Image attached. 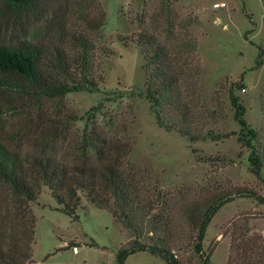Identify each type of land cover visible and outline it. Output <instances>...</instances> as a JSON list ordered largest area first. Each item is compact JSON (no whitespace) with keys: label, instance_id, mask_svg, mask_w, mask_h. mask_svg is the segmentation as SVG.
<instances>
[{"label":"rangeland","instance_id":"rangeland-1","mask_svg":"<svg viewBox=\"0 0 264 264\" xmlns=\"http://www.w3.org/2000/svg\"><path fill=\"white\" fill-rule=\"evenodd\" d=\"M169 1L179 20L191 23L188 29L197 40L196 56L202 67L199 117L205 121L200 140L190 142L175 131L160 129L144 97V61L135 40L141 31L154 32L158 27L157 32H161L163 21L152 24L150 17L162 0H43L44 10L38 17L0 3V45L26 42L70 53L67 40L60 42L50 30L52 21L66 9L70 16L66 30L85 29L77 11L92 19L98 4L105 13V24L93 40L98 90L69 93L60 104L45 101L37 106L16 89L14 77L1 76L0 142L25 157L42 150L43 142L37 140L55 131L65 130L72 140L94 127L102 129L112 144L127 141L130 153L122 159L119 171L128 184V196L136 199V217L147 216L141 227L157 226L181 264H202L206 255H211V264H228L232 224L238 216L248 219L247 237H263L264 206L239 198L224 205L207 227L202 255L193 252L194 224L190 219L197 220L219 197L238 190H255L264 197V184L249 172L248 152L237 144V136L217 142L210 139L239 131L230 103V95L237 97L245 109L243 119L257 132L255 152L262 159L264 179V0ZM221 3L225 7L213 8ZM100 103L94 119L87 122L91 109ZM211 112L214 119L208 118ZM122 126L126 133L120 132ZM57 146L55 154L62 157L73 143ZM16 204L0 186V264H8L14 245L19 253L24 251L23 216ZM30 207L37 219L31 264H116L118 248L133 239L116 220L113 222L108 210L96 209L83 195L76 211L78 221L58 209L46 187ZM9 236L13 240L10 248ZM148 237L140 241L149 243ZM77 241L79 254L74 255L69 247ZM63 242L65 247L60 246ZM249 257L234 253L231 264L261 261L254 255ZM125 264L165 263L140 253L130 256Z\"/></svg>","mask_w":264,"mask_h":264},{"label":"trees","instance_id":"trees-1","mask_svg":"<svg viewBox=\"0 0 264 264\" xmlns=\"http://www.w3.org/2000/svg\"><path fill=\"white\" fill-rule=\"evenodd\" d=\"M42 2L43 0H0L4 7L34 17L43 12ZM262 8L264 11V2ZM95 9L92 19L83 15L82 10L77 11L78 18L85 24V29L78 31L66 30V21L70 18L66 9L60 10L52 21L50 30L56 32L60 42L67 40L72 54L58 47L47 49L26 42L18 46L0 45V77H14L18 82L16 89L36 102L37 106L45 101L60 104L66 95L73 92H96L98 86L92 63L93 40L105 24V13L98 4ZM150 20L156 25L162 20L164 26H161V32H157V27L154 32L141 31L136 36L135 42L142 50L144 61L145 100L160 129L175 131L190 142L198 141L203 136L205 122L199 117V77L202 67L196 56L197 40L188 29L191 23L185 24L179 20L169 0H162ZM260 58L261 54L258 55L257 65H260ZM230 103L235 109L234 118L239 131L210 136V139L217 142L237 136V144L248 152L249 172L264 184V179L261 178L263 162L255 152L254 145L257 132L243 119L245 109L238 103L237 97L230 95ZM100 106L101 103L91 109L93 113L87 122L91 123L90 120L94 119L95 111ZM208 118L214 119V112L209 113ZM72 120L77 119L73 117ZM64 132L65 130L55 131L46 139L37 140L43 142L42 150H35L25 157L10 151L0 142V186L17 200L16 205L23 216L20 226L24 251L19 253L14 245L12 250L15 252L9 257L8 264L33 262L37 219L30 206L38 200L42 187L50 191L58 209L74 221L79 220L76 211L80 205V195L96 209L111 213L112 219L133 237L118 248L116 264H125L130 256L140 253H147L165 264H181L173 255L169 240L159 233L158 227L146 225V229H143L141 226L147 216L139 218L135 215L136 199L128 196V184L119 171L122 159L130 153V144L127 141L112 144L102 129L94 127L84 129L72 140ZM120 132L126 133L125 126L121 127ZM70 142L73 143V148L58 157L55 154L57 145ZM236 198L252 199L264 206V197L255 190H238L232 195L219 197L199 213L197 220L190 219L194 224L192 248L196 255L203 254L202 243L213 217L224 205ZM248 233V219L238 216L231 226L228 264H231L234 253L247 259L254 255L260 258L259 264H264V236L250 238L247 237ZM145 235L149 236V243L140 241ZM1 239L0 232V242ZM7 241L10 248L13 240L9 236ZM19 242L17 239L18 244ZM15 253H18V257H15ZM210 256H204L202 264H211Z\"/></svg>","mask_w":264,"mask_h":264},{"label":"built area","instance_id":"built-area-1","mask_svg":"<svg viewBox=\"0 0 264 264\" xmlns=\"http://www.w3.org/2000/svg\"><path fill=\"white\" fill-rule=\"evenodd\" d=\"M222 7H225V4L224 3H221V4H214L213 5V8H222ZM71 248V251L73 254H77L78 253V245H74L72 247H69Z\"/></svg>","mask_w":264,"mask_h":264},{"label":"crops","instance_id":"crops-1","mask_svg":"<svg viewBox=\"0 0 264 264\" xmlns=\"http://www.w3.org/2000/svg\"><path fill=\"white\" fill-rule=\"evenodd\" d=\"M112 220H113V219H112ZM113 222H114V220H113ZM114 223H115V222H114ZM115 224H116V223H115ZM85 235H86V234H85ZM90 239L92 240V238H90ZM92 241H94V240H92ZM126 242H127V241H126ZM77 244H79L78 241H77ZM80 244H81V243H80ZM122 245H123V244H122ZM60 246H61V247H65V242L61 243ZM77 254H79V249H78V253H77ZM77 254H74V255H77Z\"/></svg>","mask_w":264,"mask_h":264}]
</instances>
